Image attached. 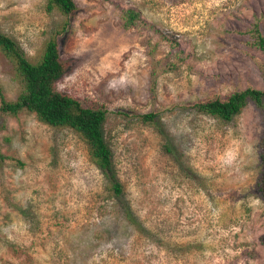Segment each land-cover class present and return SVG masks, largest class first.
<instances>
[{
  "label": "rangeland",
  "instance_id": "374dc122",
  "mask_svg": "<svg viewBox=\"0 0 264 264\" xmlns=\"http://www.w3.org/2000/svg\"><path fill=\"white\" fill-rule=\"evenodd\" d=\"M76 2L67 16L47 0H0V29L33 61L58 39L59 89L108 110L123 194L75 130L0 114V264H264L261 114L251 103L223 121L187 106L264 89V54L243 34L264 31V0ZM130 7L152 26L124 28ZM0 86L10 99L20 87L1 50ZM150 112L157 124L140 117Z\"/></svg>",
  "mask_w": 264,
  "mask_h": 264
},
{
  "label": "trees",
  "instance_id": "16d2710c",
  "mask_svg": "<svg viewBox=\"0 0 264 264\" xmlns=\"http://www.w3.org/2000/svg\"><path fill=\"white\" fill-rule=\"evenodd\" d=\"M48 10L58 9L67 16L77 11L76 0H47ZM123 27L131 29L137 26L152 25L142 18L133 7L121 11ZM243 34L249 35L247 44L259 49L264 54V31L259 23L247 29ZM177 47L175 41H171ZM0 50L13 61L19 82V92L14 99L8 98L0 86V114L16 116L20 113H34L45 124L54 127H69L75 130L86 142L90 159L109 178L113 195L123 194V184L114 172L113 152L104 135V123L107 119V108L98 103L85 104L79 97L59 89V80L67 73L68 63L62 59L59 41L51 38L45 45L36 61L30 60L21 49L16 39L0 29ZM183 54L177 51L176 55ZM185 58L170 61L164 71L174 70ZM264 80V62L259 61ZM154 70V74H158ZM254 104L260 114L264 129V89L249 85L236 89L227 95L211 93L189 103L200 113L213 116L223 121H231L249 105ZM158 113L150 112L141 115L144 122L157 124ZM260 173L256 182V191L264 202V131L259 141ZM128 216L134 222V218Z\"/></svg>",
  "mask_w": 264,
  "mask_h": 264
}]
</instances>
